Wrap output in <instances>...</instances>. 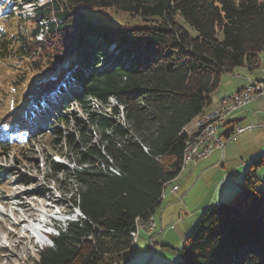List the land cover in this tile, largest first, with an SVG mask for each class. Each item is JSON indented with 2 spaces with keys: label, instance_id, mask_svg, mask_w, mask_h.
Here are the masks:
<instances>
[{
  "label": "trees",
  "instance_id": "obj_1",
  "mask_svg": "<svg viewBox=\"0 0 264 264\" xmlns=\"http://www.w3.org/2000/svg\"><path fill=\"white\" fill-rule=\"evenodd\" d=\"M20 3L34 8L18 17L31 29H0V64L18 58L33 76L0 121V152L20 142L29 148L32 120L58 154L81 167L49 164L83 218L52 237L36 264H122L137 241V220L152 216L167 183L181 174L186 144L223 77L258 69L264 0H3L0 23L14 20ZM89 9L127 13L140 25H96L86 19ZM19 75L15 87L26 80L19 83ZM51 94L62 99V118L45 126L34 108ZM73 105L85 119L61 112ZM262 167L264 156L251 163L229 203L202 214L176 264H264V191L256 187Z\"/></svg>",
  "mask_w": 264,
  "mask_h": 264
},
{
  "label": "rangeland",
  "instance_id": "obj_2",
  "mask_svg": "<svg viewBox=\"0 0 264 264\" xmlns=\"http://www.w3.org/2000/svg\"><path fill=\"white\" fill-rule=\"evenodd\" d=\"M46 1L47 0H42L39 2L42 4ZM1 5L2 1H0V6ZM24 7L26 8L24 12L15 13V19L10 20L11 22L9 20L3 23L1 22L0 29H5L4 31L9 35H13L16 31L26 34L28 29H31V25L29 23L19 24L20 21H18V17L22 14V19L24 20L31 15L34 8L30 5H25ZM85 15L88 21L105 27L126 25L134 27L139 26L141 21L139 18L131 17L127 13L113 10L102 12L99 9H89L85 11ZM261 61L264 65L263 56L261 57ZM17 64H21V60L18 58L12 61L9 60L5 65L0 64V121L6 119L8 113L13 108L14 101L22 99L28 86L31 85V76L33 75L30 74L29 70L26 72V69H21ZM234 72L236 74H248L243 68H237ZM18 74H20L19 77H17L19 83L22 82L20 78H22V80L25 78L26 80L21 86L15 87L13 83L15 80L17 81L15 76ZM257 77L259 78V76L254 74L251 75V77L247 76L246 85L248 84V79H252L253 81H260L263 79L264 66L260 72L261 78L257 80ZM224 80L226 81L225 78ZM234 85L235 81L229 84L223 83L219 91L232 92L234 90ZM111 102L114 103V100H111ZM19 103L20 102H18V104ZM91 104L93 106L95 103L92 102ZM113 105H115V103ZM248 105H250V103L242 105L241 107L239 106L238 110ZM234 108L227 110L228 114L232 112ZM105 111L110 112V109L107 108ZM215 111L216 110H213L212 113ZM237 111H235V113ZM61 112L68 115L71 119L86 118L85 113L75 105H73L68 112H65V110ZM49 114L56 117L55 120L52 117L47 119L52 126L57 124L59 119L62 118L60 117L58 119L60 115H57V113L49 112ZM57 126H59L62 131L69 130L75 133V129L71 126ZM211 132H216V129L210 131L209 134ZM254 136L257 145L264 144V129L255 131ZM238 139V142L228 145V149L230 148L232 154L236 155L237 152L242 151L239 149V146H242L246 153L249 154L254 146L252 135L249 137H240ZM54 141L55 140L50 137V135H38V138H36L35 142H33L29 148L13 146L11 149L9 148L6 151L0 152V172L2 171V173H0V264H36L39 258L38 253L41 251V248L44 249L46 247H52L53 245L47 242L40 244L37 239H33V237L25 231V228L29 225L40 224L44 227L43 229L45 231H51L53 236L54 231L57 230L59 226L63 227L64 220L68 217L70 218V214L73 210L72 203L69 201L70 194L67 193V189L60 183V180L57 181V179H52L49 171L50 162L55 160L56 156L59 157L58 155H60L58 154V147L54 145ZM63 153H68V151L64 149ZM261 156H264V153ZM60 157L63 158L61 162L66 165L68 164L70 169H72L74 166L72 159L62 155H60ZM250 166L251 164L248 168ZM245 172L240 185L244 183ZM203 173L198 174L197 172L192 180H190L187 175L181 177L178 181L181 185V191L178 194L177 192L174 195L170 194L168 185L166 187V193L163 196V198H165L164 202L158 207L159 212L165 208L166 212H163L165 214V220L172 225L185 221L191 216L189 220H191L190 223L194 222V226L189 235L182 240L183 242L179 245L172 244L162 247L159 244H155L154 255H152L153 248L149 240L146 245L139 243L138 248H135V259L133 262L129 263L176 264L180 261L179 252L182 251L186 239L194 231L202 214L214 205L198 213L194 211L199 210V208L206 205L208 202L213 201L212 199H215L214 190L220 181L224 179L222 177L224 174L222 167L213 168ZM256 176L257 189L264 191V167L258 169ZM59 178L62 179L61 177ZM170 187L176 186L171 183ZM237 192H239V190H237ZM237 192H235V194ZM230 199L227 202L221 203H229ZM158 216H160V213ZM139 228L140 227H138V231L135 232L137 233V241L138 232L142 229ZM52 236H50V241ZM133 241L137 243L135 238H133ZM173 256H175L176 259L172 260L171 257ZM129 263L124 262V264Z\"/></svg>",
  "mask_w": 264,
  "mask_h": 264
},
{
  "label": "crops",
  "instance_id": "obj_3",
  "mask_svg": "<svg viewBox=\"0 0 264 264\" xmlns=\"http://www.w3.org/2000/svg\"><path fill=\"white\" fill-rule=\"evenodd\" d=\"M264 57V53L260 55V64L258 69L250 71L247 67H243V69L248 74H241V73H233L225 75L226 77H223L222 84L226 83L229 84L231 82L235 81L234 90L232 92H220L219 89L211 95L212 99V105L207 109L206 112H210L213 110H217L219 105H221V100L224 97L230 96L235 92H238L242 90L246 85V77L251 75L259 76L256 79H260V72L263 68V63L261 61V57ZM226 79V81L224 80ZM233 80V81H232ZM248 81L255 82L252 79H248ZM221 84V85H222ZM221 87V86H220ZM215 95V96H214ZM237 111V110H235ZM253 124L255 126V129L251 131H247L244 134H242L240 137H246L251 136L254 141V146L252 147V150L249 154L246 153L244 147L239 146L242 151L237 152L236 155L232 154L231 149H228V145L234 144L238 142L239 139H237L234 142H230L225 145L223 149L217 150L214 152L207 160L201 161L197 164H190L188 165L178 176V178L173 182L175 186H179V190L177 191V194L181 191V185L178 183L179 179L185 175H187L190 180H192L195 177V174L198 172V174L205 173L206 171H210L213 168L222 167L224 174L223 178L216 189L214 190V197L215 199H212L213 201L208 202L206 205L199 208V210L194 211L195 213L201 212L205 210L206 208H209L210 206L219 204L221 202H227L230 198H232L237 192V190H240V183L242 181V177L244 175L245 170L248 168V166L256 160L259 156H261L264 153V144L257 145L255 142V136L254 133L258 129H264V97H258L255 102L252 104L238 110L234 116L232 117L230 121V125L228 130H232L235 126H241V127H247L248 125ZM190 127V125L185 129V131ZM225 130L223 134L226 132ZM249 133V134H248ZM189 171V172H188ZM203 173V174H204ZM225 176V177H224ZM169 193L174 195L176 193H171L170 188H168ZM167 190V192H168ZM165 199V198H164ZM164 199H162L161 203L158 207H160ZM231 200V199H230ZM158 207L155 208L154 212L152 213V217L154 219V222L156 223L157 229L153 233H149L143 229H141L138 232V241L136 243V249L138 248L139 243H142L143 245H146L148 243V240L150 241V244L153 248V254L155 253V244H159L162 247L165 245H172V244H180L183 242L189 233L191 232L194 222H191L190 217L187 218L185 221L179 222L176 225H172L168 221L165 220L164 213L165 208L161 210V212L158 211ZM165 211V212H164ZM164 212V213H163ZM160 213V216H158ZM159 220V222H158ZM134 256L136 257L135 250H134ZM172 260L176 259L175 256L171 257Z\"/></svg>",
  "mask_w": 264,
  "mask_h": 264
},
{
  "label": "bare ground",
  "instance_id": "obj_4",
  "mask_svg": "<svg viewBox=\"0 0 264 264\" xmlns=\"http://www.w3.org/2000/svg\"><path fill=\"white\" fill-rule=\"evenodd\" d=\"M263 85H264V78L260 81L251 82V86H257V93H264V86ZM111 100H114V99H110L111 105H113L114 103L116 104L115 100H114V103H112ZM92 102L95 103L93 105V107L97 108L96 102L95 101H92ZM245 104H248V103H238V107L239 106L241 107L242 105H245ZM219 106L220 107H218V109L215 112H213L210 116H208L207 118L204 117V119H202V120H199V118H198V120L196 122L198 134L191 142H188L186 144L183 160H189L190 154L192 153V151L198 147H201L205 143L206 139L209 136V132L213 131L214 129H216V131H217V129H219L221 127V125H223L227 121L228 116H229L227 110H230V109L236 107V99H226ZM33 142H35V141H33ZM58 156L60 157V155H58ZM59 157L56 156L54 161L56 163L64 164L61 162L63 158L62 157L59 158ZM190 164H193V161H185V163H183V170L185 167H187ZM64 165H66V164H64ZM73 165L74 166L72 167V169H70V166L68 164L66 166L71 171H74L75 169L81 168V167H78L75 163ZM84 168H87V167H84ZM110 171L113 173H116V171L113 168H110ZM167 185H169V184H167ZM170 185H171V183H170ZM72 209L73 210H72V213L70 214V218L69 217L67 219L64 218L65 222H64L63 227L59 226L57 228V230L54 231L53 236H52L51 231H45L43 229L44 227H42L40 224H35V225H31V226L29 225L25 228V231L27 233H29V235H31V237H33V239H37V241L40 244L47 242L48 244L53 245V242H51L52 239L50 241V236H52V237L58 236L60 234L61 230H65L67 228L69 222L70 223L78 222L81 218H83L81 211L76 206L72 205ZM41 222H43V221H41ZM136 226H137V231H138V227L143 229V221L137 220ZM42 250L43 249L41 248V251Z\"/></svg>",
  "mask_w": 264,
  "mask_h": 264
},
{
  "label": "built area",
  "instance_id": "obj_5",
  "mask_svg": "<svg viewBox=\"0 0 264 264\" xmlns=\"http://www.w3.org/2000/svg\"><path fill=\"white\" fill-rule=\"evenodd\" d=\"M247 83L248 84L242 90L235 92L230 96L224 97L221 100L220 104H222V102L226 99H236V107L233 109L232 112L229 113L227 121L223 125H221V127L217 129L216 132H211L208 138L206 139L205 143L201 147H198L192 151L189 160H182V164L185 163V161H193V164H197L201 161L207 160L214 152L223 149L226 144L236 141L238 137L244 134L245 132L255 129V126L253 124H250L247 127H241L238 125L233 127L232 130H228L230 121L235 114V110H238V103L252 104L256 101L258 97H264V93H257V86H251V81L247 80ZM211 113L212 111L203 113L199 116V120L204 119V117L210 116ZM225 130L227 131L223 134ZM167 184H169L171 193L174 194L179 190V186L170 187V182ZM156 229V223L154 222L152 216H150L146 221H143V230L149 233H153ZM135 245L136 243H134L133 241V246L129 251L128 256L123 260L122 263L132 262L134 260Z\"/></svg>",
  "mask_w": 264,
  "mask_h": 264
},
{
  "label": "water",
  "instance_id": "obj_6",
  "mask_svg": "<svg viewBox=\"0 0 264 264\" xmlns=\"http://www.w3.org/2000/svg\"><path fill=\"white\" fill-rule=\"evenodd\" d=\"M134 250H135V247H134ZM134 259H135V256H134ZM133 261H134V260H133ZM133 261H132V262H133ZM123 264H124V263H123ZM129 264H131V263H129Z\"/></svg>",
  "mask_w": 264,
  "mask_h": 264
}]
</instances>
